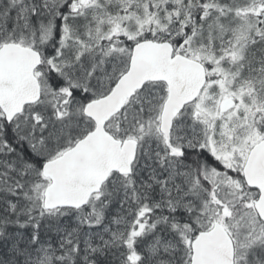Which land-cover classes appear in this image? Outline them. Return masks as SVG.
Returning <instances> with one entry per match:
<instances>
[{"label":"trees","instance_id":"obj_1","mask_svg":"<svg viewBox=\"0 0 264 264\" xmlns=\"http://www.w3.org/2000/svg\"><path fill=\"white\" fill-rule=\"evenodd\" d=\"M165 39L176 48L187 44L180 52L199 54L208 69L205 58L229 60L236 52L227 69L235 74L237 69L260 90L264 86V0H0V47L14 42L42 55V100L26 111L43 112L48 120L61 113L68 123L72 120L62 129L45 131L38 125L30 130L20 127L18 118L8 123L0 109V264H189L184 230L191 241L210 226L194 207L196 198L189 194L179 199L189 206L182 205L175 202L174 187L167 190L170 167L155 139L146 155L139 153L134 182L97 214L89 205L81 215L73 209L47 211L42 203L49 182L42 174L44 163L94 126L83 107L111 91L128 68L136 42ZM101 61L105 69H118L110 83L97 79ZM194 154L182 159L193 171L215 165L207 151ZM246 191L250 200L216 193L229 209H239L258 197L257 191ZM169 205L177 207L165 209ZM143 208L145 214L138 217ZM241 214L235 219L241 221ZM258 223L251 244L257 254L247 264H264V223ZM161 232L174 233L172 246L151 253L145 243L152 246Z\"/></svg>","mask_w":264,"mask_h":264},{"label":"water","instance_id":"obj_2","mask_svg":"<svg viewBox=\"0 0 264 264\" xmlns=\"http://www.w3.org/2000/svg\"><path fill=\"white\" fill-rule=\"evenodd\" d=\"M42 65L41 53L18 43L0 48V108L6 121L12 123L29 105L42 98L37 71ZM206 67L182 54L174 55L171 42L143 40L135 44L129 68L107 95L89 102L84 114L95 128L73 147L46 161L42 171L50 184L44 191V207L82 209L113 173L130 175L136 161L139 143L115 138L107 124L125 107L127 101L148 82H164L169 94L161 113L160 130L168 138L175 118L186 105L194 102L206 84ZM244 176L251 188L260 191L255 209L264 221V140L251 150ZM190 264H236L235 242L219 221L202 231L191 243Z\"/></svg>","mask_w":264,"mask_h":264},{"label":"rangeland","instance_id":"obj_3","mask_svg":"<svg viewBox=\"0 0 264 264\" xmlns=\"http://www.w3.org/2000/svg\"><path fill=\"white\" fill-rule=\"evenodd\" d=\"M47 1L58 3L60 0ZM26 10L27 8H24L23 12L25 13ZM186 46L187 44L184 45L182 43L178 51L187 50ZM187 54L194 57V59L201 60L199 54L191 53L190 50L186 52ZM227 57L229 60L225 56L217 59L212 57L204 59L208 63L209 69H212L210 84L202 96L179 117L177 126L181 123L182 127L180 126V130L184 131L174 135L175 138L184 137L183 143L189 144L195 150H197L198 146L204 148L205 151L210 149L212 156L217 158L216 161L219 159L220 162L206 171L198 170L197 168L193 171L189 166L184 165L179 157L168 156V150H164L163 157L167 160L166 165L170 167L169 173L171 176L168 180L166 179L168 182L166 181L165 184L168 187V191L174 187L173 191L175 194L173 196H176L175 202L188 205V200L182 202L179 199H187L189 194L196 198L192 203L194 207L202 211L201 213L207 221L205 225L211 226L214 221L220 220L224 225L231 227L232 230L230 231H233L232 234L236 241L238 264H247L249 256L252 260H255L254 254L257 248L253 250L251 244H254L253 237L259 227V220L248 203L244 202L241 206L243 207L242 210L237 208L229 209L220 200V194L224 195L227 200L229 195L232 194V199L237 200V190L242 187V184L238 179L236 181L232 175L233 172L228 170V168L233 166L232 163L236 161V156L237 166L240 164L239 167L242 166L251 146L257 142L261 137L260 134L264 131L260 128L261 125H264V86H261L262 89L260 90V87L255 85L254 82H246L247 78L238 74L236 79L234 72L227 69V67L231 64L230 62L237 60L238 54L233 52ZM99 69L102 74L97 79L106 83H110L113 75H116L118 71V69H105L102 61ZM38 76L43 83L42 72L39 71ZM234 79H236V82H234ZM261 92L263 93L261 94ZM167 94L168 89L164 84L146 86L143 91L129 102L126 114H120L111 121L110 130L122 140L132 137L138 139L141 143V152L144 155L152 148L150 144L153 139L157 141L159 149L163 148L166 141L160 133L159 126L160 115ZM236 94L237 105L233 109L224 112L222 105L225 102V97H233ZM261 98H263V102H260L262 101ZM254 101H257V104H254ZM82 107H79L80 110H82ZM62 116L63 114L60 113V116L54 115V117L51 116V120H48L50 116L44 117L43 112L27 110L18 118V121L20 127H27L30 130H34L35 126L39 125L40 129L53 131L57 128L62 129V126H65V122L67 127L72 122L70 120L68 123L67 119ZM235 131H237V138ZM201 174L204 175L202 176ZM132 182H134L132 176L114 177L104 186L100 194L93 197L89 206H92V210L97 214V211H101L114 203L113 200L118 193L125 191ZM221 185H223L225 194L218 192L220 194L217 195L216 192L221 188ZM162 189L164 188L162 187ZM130 195L132 200H135V202L139 201L137 193L131 192ZM153 206H156V204ZM175 206L177 207V205ZM158 207L161 206L159 205ZM176 207L169 205L165 209L173 210ZM189 208L191 207L187 209L190 210ZM144 210L146 209L143 208V212H140L138 217L140 215L142 217L145 214ZM85 212V209H82L79 214L84 215ZM240 212H242L241 217H243L241 221L235 219ZM184 231L185 234L181 238L182 244H190L189 238L186 236L188 232ZM166 233V235H163L161 232V234H158L161 236H155V245L151 246L145 243L151 253L172 246L169 239L170 237L174 238V233ZM250 238H252L251 241L249 240ZM143 245L140 247H143Z\"/></svg>","mask_w":264,"mask_h":264},{"label":"flooded vegetation","instance_id":"obj_4","mask_svg":"<svg viewBox=\"0 0 264 264\" xmlns=\"http://www.w3.org/2000/svg\"><path fill=\"white\" fill-rule=\"evenodd\" d=\"M234 70L236 72V74L235 73L234 74H235L236 79H237V69H234ZM207 72H208L209 80H211L209 69H207ZM236 105H237V94L234 95L233 97L232 96H226L225 102L222 105V110L224 112L229 111L230 109H233ZM181 115H183V114H181ZM178 119L179 118H177V120L175 121L171 137L169 139L164 137L165 141H166V142H164V144L166 143L165 147L168 150V154L171 157H180L181 159H184L185 156L188 155V153H191V155H195L194 153L201 152V151L205 150L204 148H201L200 146H198L197 150H195L189 144L183 143L185 138L182 136L175 138V136H174L175 133H183V131H184V130H180V128L182 127L181 123L179 124V126H177L178 125V123H177ZM177 130H179V131H177ZM235 134H236V138H237V131H235ZM232 164H233V166L229 167L228 170L233 172L232 175L234 176L236 181L238 179V181L242 184V186L243 185L247 186V183L245 181L244 174H243L245 162L242 164L241 167H239L241 164L239 166H237V156H236V161ZM230 168H232V169H230ZM233 168H238L239 170L233 169Z\"/></svg>","mask_w":264,"mask_h":264},{"label":"bare ground","instance_id":"obj_5","mask_svg":"<svg viewBox=\"0 0 264 264\" xmlns=\"http://www.w3.org/2000/svg\"><path fill=\"white\" fill-rule=\"evenodd\" d=\"M133 48H134V46L132 47V51H131V54H132V52H133ZM87 105V104H86ZM85 105V106H86ZM85 106L83 107V110H84V108H85ZM245 189H248V186H245ZM217 192H220V193H222V192H224V191H222V190H218ZM250 240V239H249ZM251 241V240H250ZM235 242V249H236V241H234ZM264 257V256H263ZM262 257V258H263Z\"/></svg>","mask_w":264,"mask_h":264}]
</instances>
